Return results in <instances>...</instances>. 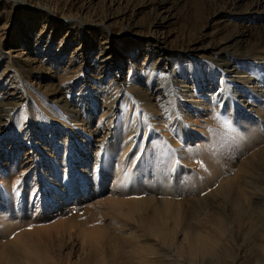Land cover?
I'll list each match as a JSON object with an SVG mask.
<instances>
[{
  "label": "rangeland",
  "instance_id": "374dc122",
  "mask_svg": "<svg viewBox=\"0 0 264 264\" xmlns=\"http://www.w3.org/2000/svg\"><path fill=\"white\" fill-rule=\"evenodd\" d=\"M243 1L245 2L238 0H0V113L4 117L0 120V177L4 172L7 174V172L15 170L18 179L24 177V181V179L29 180V177H32L34 168L39 170V174L46 173L48 169L46 161L50 160L44 155L46 154L44 148L48 149L46 144H52L54 141L61 150L63 148L62 152H66L69 146H78L82 142L86 146H90L92 150L94 148L96 151L99 150L101 155L106 154L110 140L114 138L119 140L126 136L125 133H118L119 124L123 121H131L137 115L136 121L138 123H136L147 128L144 143L142 144L141 140L136 139L134 145H137H132L126 152L127 154L130 153L132 157V149L137 152L133 157L135 161L132 166V178L129 179L130 186L134 184L138 186V191L142 192L139 193V196L142 198L161 199L164 194L155 193L163 186L160 182L155 181L156 166L168 162V158L172 160L173 155L176 154L178 160H174V164L178 167L179 165L182 166L179 167L181 169L179 190H182L181 187H185L191 179L199 182V186H197L191 181L193 194L185 195L180 190L174 197L177 198V201L179 199L184 212L187 215L191 214L196 208H192V204L203 199L204 206L210 208L209 210L216 208L217 203L211 202L210 204L209 199H206L209 194L202 191L201 186L208 179L215 181L214 176L211 177L214 169L220 171L224 168L217 159L218 153H221L224 158H228L231 150L234 149L233 147H238L236 144L237 141L241 142L238 139L241 127L236 130L238 135L229 133L228 135H218L220 137L215 136L217 128L219 129L217 124L218 119L221 118L219 116L220 110L217 112L209 110L208 119L205 122L204 117L198 116L203 112V109L199 110V107L195 109V106H190L187 100L180 103L182 98L179 99L181 96L177 93L174 83L171 84V82L173 72L178 70L180 72L178 80L184 77L189 86L191 82H197V85L201 84L199 77L203 75L205 78L210 69L204 67L196 70L192 65L190 67L188 65L199 59L203 60L202 63L208 62L216 69L219 63L218 59L224 58L231 62L228 66V69H232L231 73L228 74L229 76L225 73L226 80L224 82L231 85V88L234 87L231 90H235V88L241 90L243 84L241 79L236 81L238 83L236 85L230 84L228 81L235 78V71L246 74L247 78L252 77V83L257 91L262 92L264 90V67H258L259 64H255L259 61L251 63L247 60V58H253L254 55L250 54V57H248L249 53L248 55L247 53L238 55L237 57L246 58L242 62L231 58L234 56L225 55V52H246L252 45L264 44L261 41L264 39V1ZM77 48L81 49L82 59L80 58L77 64L72 63V65L71 58ZM99 50L104 51L107 55L117 56L120 61L119 69L117 64L113 65L111 69L116 78L113 81L110 76L106 75L100 79V69L93 61ZM59 53H61L58 57L60 60L54 62ZM189 56H192L195 61H184ZM157 61L161 62L159 66H166L165 74L167 73V77L164 84L167 89L166 93L169 96L172 95L168 104L163 103L165 106L161 105L164 99L161 101L157 97L161 91L156 90L159 82L157 80L159 69L153 64ZM235 62L238 63L234 64ZM79 65L80 74L76 76L78 81L73 82L76 77L73 75L74 77L71 78L70 76ZM127 80L133 81L135 87L147 95L145 99H150L151 103L154 104L152 111H147L152 112L153 116L150 117V114L144 110L142 104L145 103L137 99L136 92L126 88L124 82ZM206 81L202 87H196V93L193 94L190 91V95L197 97L195 102L200 103L205 99H211L212 93H209L211 82L210 80ZM19 84L24 85L26 91H32L31 99L36 102L34 104L38 109L33 104L25 106L26 109L16 105L14 99L16 96H11L13 90L10 88ZM34 96L36 97L34 98ZM76 99L82 103L78 104L77 101L75 102ZM90 102L97 107L93 114L84 107ZM183 110H186L185 116L199 121L197 129L206 131L208 139L205 143L193 145L191 152L181 158L177 150L180 147L182 151L185 150L188 142L183 138L179 144H171L176 138L173 133L174 124H171L167 116L173 111L178 115ZM27 111L30 112L29 116ZM43 114H47L54 121H59L62 126L59 129L55 127V131H53L46 120L43 121ZM190 122V120L187 121V123ZM109 123L111 124L110 127H108ZM20 125L22 126L18 129ZM68 129L73 133L68 132ZM107 133L108 135H106ZM227 147H230L229 152H227ZM178 157L182 161H179ZM232 158L233 161L238 160L235 157ZM191 159L194 160L193 164H190ZM113 160L118 161L117 158ZM238 162L240 163V161L236 162L237 166ZM221 164L223 165V163ZM143 166L146 167L143 168ZM173 173L171 170L167 174L172 177ZM111 179L113 181L115 178H110L102 185L104 191H102L103 189L95 190L91 183H87L86 189H84L86 192L83 197L84 201L82 198H79L75 203L71 200L60 209L57 208V212L51 211V214L48 212L49 207L44 208V212H48L45 216L46 222L38 223V226L45 228L60 222L71 224L73 229L72 227L69 229L72 233L64 238L65 241L57 244L55 240L48 243L47 240L34 238L38 243L36 240L35 242L31 240L27 242L29 244L24 249L23 247L21 249L6 245L4 251L1 252H4L6 260H10L8 261L10 263L6 261L4 264H35L33 262L35 260L38 261V264L41 262V264H51L50 258L53 260L52 264L54 261V264H64L65 261V264H163L162 261L158 262L156 258L153 259L154 256L150 254L151 248L148 245L142 250L135 244V232L136 234L140 233L138 225H141L135 222V212L128 216L134 215L133 220H131V218L118 214L115 208H111L109 201L119 200L116 198L117 188L111 187ZM116 180L118 179H115L114 183ZM23 183L26 185L25 191L28 192L29 186L26 181ZM141 187H146V191H141L143 190ZM28 193L25 194L29 196ZM39 194L41 196V191ZM151 195L154 197L152 198ZM35 197L36 194L33 195L32 200ZM35 201L33 200V202ZM186 206L189 208L188 210ZM211 207L213 208L211 209ZM150 209L151 207L148 209L149 212H151ZM225 210V214L230 213V211ZM178 212L180 211L172 213L175 217L171 214L170 219L169 216L167 219L165 218L167 216L165 213H162L161 217L163 220L165 219L166 228L170 227L167 233L168 237L175 236L174 242L170 246L179 248L177 251L181 250L178 255L182 264H207L211 260L212 254L210 255V253L213 252V249L218 251L221 246L223 250H226V255L220 261L221 264H262L260 261L264 256V254L262 255L264 252L261 250L262 240H264L262 233L257 234L255 231L249 230L248 226L241 222L238 223L239 226L235 225L232 228L233 233L228 239L231 241L226 242L227 240L225 241L222 235H212L208 226L209 231L204 227L202 228L205 229L204 232L201 229L202 233H198L201 232L200 228L199 230L195 229L196 231L193 229L192 231L195 233L190 230L188 232V228H182L180 223L191 220H187L182 213ZM177 215H180L181 221ZM211 218L210 223L215 221L214 218ZM159 219L160 217L144 218L143 221L144 224L146 223L145 227L148 233L151 232V225L157 223ZM176 219L180 223L178 221L177 223ZM169 220L171 221L169 222ZM173 220L176 223L173 224ZM147 221H149V226ZM135 224L137 225L136 228ZM91 226L97 229L96 235L99 234L96 236L97 239H94L96 237L92 238V236L88 239L83 238V240L82 237L75 236L77 230L91 229ZM130 228L134 230L132 231ZM171 228L173 229L171 230ZM19 229L24 234H28V231L31 233L34 228L23 229L21 227ZM49 229L50 231L53 230ZM227 233L228 231L225 235L228 237ZM194 234H197L195 238ZM146 235L150 238L148 239L149 242L152 243L154 240L152 234ZM254 235L258 237L256 236V238ZM216 239L219 243H216ZM161 241H165V238L164 240L162 238ZM175 241H177V245L174 244ZM43 243L45 246L47 243V249L50 248L46 250L45 247V251ZM33 244H40L39 247L42 245V250L38 245L36 247ZM188 244L190 246L187 247ZM189 247H194L192 252H189ZM17 249L18 252L15 251ZM30 250H35V252L31 251L30 255L24 254L25 251L29 252ZM38 251L42 257L38 256ZM53 254H57L56 258ZM27 259L31 261L28 263Z\"/></svg>",
  "mask_w": 264,
  "mask_h": 264
},
{
  "label": "bare ground",
  "instance_id": "6f19581e",
  "mask_svg": "<svg viewBox=\"0 0 264 264\" xmlns=\"http://www.w3.org/2000/svg\"><path fill=\"white\" fill-rule=\"evenodd\" d=\"M238 1L239 2L240 1L245 2L243 0H238ZM261 1L263 2L264 0H255V2H261ZM261 41L264 42V39H262ZM104 50H106V49H104ZM225 53H226L225 55L234 56L231 58L236 59L238 62L239 61L242 62L243 59H246V58L237 57L238 55L241 56V55H244L246 53L248 55V53H249L248 57H250L251 56L250 54H252V55H254L253 58H247V60L251 63L259 61V63L256 62L255 64H259L258 67H262V66L264 67V63H262V61L264 60V44H260V45L257 44L254 46L252 45V47H250V49L248 48V50H246V52L237 53V52L233 51V52H225ZM59 55H61V53L57 54V58H55L54 62L60 60V58H58ZM81 55H82L81 49L77 48L74 52V56H72V58H71V64L72 63L77 64L78 60H80V58H81ZM197 60L198 61H195V59L192 56H189L187 58V60H184V61H195L194 63H190V65H188V67H190L192 65V67H195L196 70L202 69L204 67L210 69L209 72L206 74L205 78L203 77V75H201L199 77V80H201L200 82H202L201 84L199 83L197 85L196 84L197 82L196 83L191 82V85L189 86L186 84L184 77L181 80H178L180 77V72L178 70L176 72H173V75H172L173 79H172L171 84L174 83V86L177 88L176 89L177 93L179 94V96H181L179 99L182 98L181 99L182 101L180 103L187 100V103L190 106H195V109H197L198 107H199L198 108L199 110L203 109V112L198 116L200 118L204 117V121L206 119H208L207 115H208L209 110L210 111L215 110L216 112L218 110H220L219 116L221 118L218 119V124H217V125H219V129L217 128V131L214 134L215 136H218L221 134L228 135L229 133H233V134L235 133V135H236L237 134L236 130H239L238 127L239 128L241 127L240 132H239V138H238L241 142L237 141V144H236V146H238V147L237 148L233 147L234 149L231 150V154L228 156V158H224V156L221 153H218L217 159H219V161L221 163H223V165L221 163H220V165L222 167L224 166V168L220 171H218V169H214L215 171L213 172V175L211 177L214 176L215 181L214 182L211 180L209 181V179H208V181H206L205 184L203 183L201 186L202 191H205L209 194V196L207 195L208 197H206V199H209L210 204H211V202L217 203L216 208L213 206L214 208L211 207V209L212 208L213 209L209 210L210 208L208 209V207L204 206L205 203H204V199H203L200 202H195L192 204V206H193L192 208H194V207H196V208L193 212H191V214H188L189 216L184 212V208L182 206H180L181 202H179V199L177 201L176 200L177 198L176 199L174 198V197H176L177 193H179V191L181 190V189L179 190V187H178V183L180 182L179 173L181 170L179 167L181 165H179V167H178L174 164L175 163L174 160H178L176 157V154L173 155L172 160H169V158H168L167 159L168 162H166L164 164H160V166L155 165L156 166V173H157V174L155 173L156 176L154 175L155 181H158L161 184H163V186L160 187L162 189H158V191H155V193L164 194L161 199L156 198L154 200V199H148L147 197L142 198L139 196V193H142V192L138 191V186H136L135 184L130 186V184H129L130 180L129 179L132 178V174H133L132 166H133L134 161H135V160H133V157H134V155H136L137 152L135 151V149H132L133 157L130 153L127 154L126 152H128L129 148L132 147V145H134L137 140H141L142 144L144 143V140L146 137V128H147V127L144 128V126H139L137 124L138 123L136 121L137 115H135V117L131 121L127 120V121H123L119 124L118 133L119 134L125 133L126 136L120 138L119 140H116L115 138L110 140L109 144H108L109 146L107 145L109 147L107 149V153L106 154L104 153L103 155H101L102 153H100L99 150L96 151L95 148L92 150V148H90V146H86V144H83L82 142L78 146H69L67 149L68 152L67 151L62 152L63 148L61 150L60 147L57 146L58 144L55 141L52 144L47 143L46 146L48 147V149L44 148V152H46V154H44V155L47 157V159L50 160L48 162L46 161V165L48 168L47 172L43 173V174H39V172H38L39 170H35V168H34V172H33L32 177L30 176L29 180L24 179V181H26V184L29 186V189L27 188L29 193L25 191L26 185H24V183H23L24 177L23 178L19 177V179H18L17 173L15 170L7 172V174L5 172L3 174H1L2 176L0 177V192H1V195H0V246L2 249L0 248V264H4L6 261H7V263H10V262H8L10 260H6L7 258L5 256V254H3L4 252L3 253L1 252L2 250L4 251L6 245H8V246L11 245V247H13V246L14 247H20L21 249L23 247V249H24V247L27 244H29L27 242H30L31 240H32V242H33V240L35 242L36 239H34V238H38V240H44V241L47 240L48 243L49 242L52 243V241L55 240V241H57V244L58 243L61 244L63 241H65L64 238H67L69 236V234L72 233L71 229H69L70 227H72L71 224L69 225L66 222H60V223H56L55 225L50 226V227H45V225H44L45 228H42V227L38 226L39 225L38 223H41L44 221L46 222L45 216H46V214H48V212L49 213L51 211L57 212L58 209L63 207V205L65 203H68L71 200H72V202L75 203L78 201L79 198H82V201H84L83 197L86 195V192L84 189H86L87 183H91L95 190L100 191L103 189L102 191H104V186H102V185L105 183V181L109 180L110 178L118 179L115 181V183H114L115 179L113 181L111 179V182H112L111 187L115 186V188H117L118 191L116 193L117 194L116 198L120 200V201L119 200L118 201L110 200L109 202H110V205L112 206L111 208L112 209L115 208V210L118 214H120L122 216H126V217H128L130 214L135 212L134 213L135 218H134V215H131V216L135 219L136 223L138 222L141 224V225H138L140 233L136 234V232H135V237H134L136 239V240L134 239L135 244L138 247H141L140 249H142V250L145 249L146 246L148 245L151 248V249L149 248L150 254H153V256H154L153 259L156 258L158 260V262L162 261L163 264H182V263H181V260L179 258V255H178V252L180 253L181 250L177 251V249H179V248L176 249L175 246L173 248L171 247L173 242H174L173 238L175 236L168 237L167 233H168V230L170 227L168 226V229L166 228L167 226H165V219L163 220L161 217L162 213L163 214L165 213V216L167 215L166 217L164 216L166 219L168 216L170 219V216L172 213L174 214V212L176 213L177 211H180L178 213H182L184 215V217L187 218V220L188 219L191 220L188 222L182 221L183 223L182 222L180 223L176 219L175 221L176 222L178 221L182 225V228H184V227L188 228L187 230L189 232V230L190 231H192L193 229L199 230V228L201 230L204 227H205V229H207V226H208V227H210V231L208 230L209 228L207 230L212 235H216V236L222 235L225 238V241L227 240L226 242L231 241V240L228 241V239H230L231 234L233 233L232 228L235 227V225L239 226L238 223H241V222H243L244 225H247L248 226L247 228L249 230H253L257 234L262 233V236L264 235V90L262 92L257 91L254 88V84L252 83V81H253L251 79L252 77L247 78L246 74H242V73L235 71V70H234L235 71L234 72L235 78H233L232 80H228V79L227 80L230 82V84L236 85V84H238L236 81L241 79L243 81V84L241 86V90H240V88H235V90H231L234 87L231 88V85H229V84L227 85L224 83L226 80L225 73L228 75L231 73V70H232V69H228L229 64H231L230 61H229L230 62L229 63L228 60H226L224 58H222V59L219 58L218 59V61H219L218 67L216 69H214L208 62L202 63L203 60H199V59H197ZM93 61L98 66L97 68L100 69V79L101 78L103 79V77L105 75L110 76L112 81L116 79L114 77V75H113L114 73L111 69H112L113 65H115V64H117L118 69L121 66V64H119L120 61L118 60L117 56H114L113 54L107 55L106 53H104V51L99 50L98 53L96 54V56L94 57ZM238 62H235L234 64H236ZM160 63L161 62L157 61L153 65L159 69V72L157 73V76H158L157 80L159 82L157 84L158 87L156 88V90H161L158 93L157 97H159V99L161 101H162V99H164L163 102H161V105H162L163 103L168 104L170 102V100L172 99V95L169 96V94L166 93L167 89H166L165 84H164V80L167 77V73L165 74L166 66L161 67V66H159ZM176 65H178V63H176ZM79 70H80V65H79V67H77V70L73 74H71L70 77L72 78L73 75L75 77L78 76V74H80ZM198 72L200 73V71H198ZM217 73H219L220 75ZM217 76H220V77L218 78ZM190 79H192V78H190ZM206 80H210V82H211L210 83L211 87L209 90V93H212L210 96L211 99H208V100L205 99V100L201 101L200 103H198V101L195 102V98H197V97H195L194 95H190V91L193 92V94L196 93L195 92L196 87L197 86L202 87V85L206 84V82H207ZM76 81H78L77 77L75 79H73V82H76ZM130 81L127 80L124 82V85L126 86V88H128L130 91L136 92L137 97H138L137 99H139L142 103H145L142 105H144L143 108L146 112L152 111V107L154 106V104L151 103L150 99H145V97H147V95L145 93L141 92L137 87H135L133 81H131V82ZM96 84H98V83H96ZM10 89L13 90L11 92V96L12 97L16 96L14 98L16 105H20V106H22V108H25V106L27 107V105L30 106V104L35 105L34 103H36V102L33 99H31L32 98L31 94L33 95L32 91H26V87L24 85L19 84V85L15 86L13 88H10ZM173 96H175V95H173ZM35 97L36 96H34V98ZM96 97H97V94H96ZM198 98H199V96H198ZM175 99H176V97H175ZM76 101L78 104L82 103V102H80V100L76 99L75 102ZM209 103H210V106H209ZM78 104H76V105H78ZM84 107H86V110L91 114H93V112L97 108L93 104H91V102L89 105L86 104ZM30 108L32 109V107H30ZM35 108H37L36 105H35ZM42 108H43V106H42ZM28 112L29 111H27L26 113L29 116L30 112L29 113ZM145 113H144V115L149 113L150 117L152 115L151 114L152 112H147L146 114ZM185 113H186V110H183L181 113L178 114L179 115L178 116L173 111L170 114H168V116L166 115L167 118L169 119V121L171 122V124H174V130L173 129L172 130H173V133L175 135L176 140L172 141L171 144H173V145L176 143L179 144L183 138L186 139L188 142V144L186 143L187 145L185 147V150L183 149V151H182V149H180L181 147L177 150L178 154L181 155V158L182 157L184 158L185 154L187 156L188 153L191 152V150H192L191 147L193 145H196V144L200 145V143H205L208 139V135H207L206 131L204 132V131L197 129V124H199V121L193 120L192 118L185 116ZM23 114L25 115V113H23ZM47 114L42 115L43 121L46 120L48 125L51 128H53V131H55V129H54L55 127H57V129H59L62 126V124L59 121L52 120L53 118L52 119L49 118ZM24 115H23V117H25ZM141 115H143V114H141ZM150 117H148V118H150ZM2 118H4V117L0 113V120ZM144 120L148 124L146 118ZM186 120L187 121L190 120L191 122L187 123ZM140 121H141V119H140ZM167 122H168V120H167ZM110 123H111V121H110ZM110 123L108 124L109 126L107 125L108 127H110V125H111ZM0 124H1V122H0ZM21 126L22 125H20L18 127V129H20ZM171 128H173V127H171ZM68 132L73 133L69 129H68ZM106 135H108V133ZM131 135H133V137H131ZM136 136H137V138H134ZM218 137H220V136H218ZM111 138H113V137H111ZM78 142H79V140H78ZM136 145H134V146H136ZM226 149H227V152H229L230 147H227ZM5 157H6V155H5ZM232 157H235V159L237 158L240 161V163L238 162V166L236 163L238 160L233 161V160H231V159H233ZM114 158H117L118 161L113 160ZM179 161H182V160L180 159ZM191 161L192 162L190 164H193L194 160L191 159ZM97 164H99V166L96 167ZM144 167H146V166H143V168ZM126 168L128 169V171ZM171 170L174 173H173L172 177H169L167 173H169V171L171 172ZM4 171H5V169H4ZM67 171H68V173H67ZM114 171H118V172H114ZM34 176H35V178H34ZM212 180H213V178H212ZM191 181L194 184H196L197 186H199V182H197V180L194 181V179H191ZM191 181L188 184H186L185 187H181L182 188L181 191H183V193L185 195L193 194V192H192L193 191V183ZM118 182H120V183H118ZM141 189H143V190H141L143 192L146 191V187H141ZM24 191H25V193H28L29 196H27L25 193H23ZM40 191L42 193L41 196L39 194ZM43 193H44V195H43ZM35 194H36V197L33 200H36V201L33 202L32 197ZM6 196H8V197H6ZM37 196H40V197L37 198ZM151 197L153 198L154 195H151ZM112 199H114V198H112ZM79 203H81V202L79 201ZM206 205H207V203H206ZM45 207H49L47 213L44 212ZM150 207H151V209H150L151 212L148 211V209ZM188 209L189 208L187 207V210ZM225 209L228 212L230 211V213L225 214V212H224ZM173 214H172V216H173ZM179 216L177 215V218ZM132 217H128V218H131V220H133ZM147 217H153V218L154 217L155 218L160 217V219L157 223L155 222L151 225L150 230L152 233L149 231V233L152 234V237L154 239V240H152L153 241L152 243H150L149 242L150 240H148L150 238L147 237L146 234H149V233L147 231V228L145 227L146 223L144 224V221H143L144 218H147ZM173 217H175V216H173ZM211 217L214 218V220H215L212 223H210V221H209ZM173 219H175V218H173ZM179 219L181 221V217H179ZM148 220H149V218H148ZM170 221L171 220H169V222ZM175 221L173 220V224ZM147 223L149 226V221H147ZM31 225H33V226H31ZM36 225L38 227H35ZM176 225H175V228H176ZM21 227L23 229L33 227L34 229L32 230L31 233L28 231V234H24L23 232H21L22 230L19 229ZM136 227H137V225L135 226V228ZM49 228L53 229V230H51L53 232H51ZM90 228L91 229L77 230L75 236H80V237H82V239L83 238L88 239V238H91L92 236H93L92 238H94V237L99 235V234L96 235V233H98L96 227L92 228V226H91ZM173 228H171V230ZM72 229H73V227H72ZM205 229H202L203 232ZM202 230H201V232H198V233H202ZM244 230H246V229H244ZM145 231H147V232L144 233ZM195 231H192V232L195 233ZM223 231H225V234L228 231V233H227L228 237H227V235L223 234ZM234 231H236V230H234ZM205 232H207V231H205ZM64 233H65V235H64ZM103 233H104V231H103ZM186 233H187V231H186ZM93 234H95V235H93ZM197 234L193 235L194 238H195V235H197ZM208 234H206V235H208ZM100 236L102 237L103 234ZM169 236H170V233H169ZM256 236L254 235V237H256ZM9 237L11 238L10 240H9ZM167 237H168V239H167ZM162 238H163V240L165 238L166 242L161 241ZM191 238H192V234H191ZM94 239H97V237ZM89 240H87V241L89 242ZM92 241H93V239H92ZM98 241H99V239H98ZM187 241H189V240H187ZM184 242H186V241H184ZM190 242H192V241H190ZM262 242L263 243L261 244V247H262L261 250L264 252V240H262ZM37 243H38V241H37ZM89 243H92V242H89ZM176 243H177V241H175L174 244L177 245L178 243L177 244ZM182 243H181V248L183 246ZM198 243H200V242H198ZM216 243H219L218 240ZM66 244H69V243H66ZM93 244L95 245L94 242H93ZM195 244H197V243H195ZM203 244H205V243H203ZM36 245H38V247L40 246V244H36ZM36 245H34V246H36ZM42 245L44 247V250H45V247H46V250H48L50 248L49 247L47 249V243H46V246L44 243ZM42 245H41V247H42ZM87 245H88V243H87ZM227 245H229V244H227ZM186 246L188 247L190 245L188 244ZM194 246H196V245H194ZM201 246H200V248H202ZM41 247H39V248L42 250L43 247L42 248ZM33 248H31V249H33ZM53 248H54V246H53ZM192 248H194V247H189L190 251H189V249H188V251L192 252V250H193ZM221 248H222V246L219 249L217 248L218 251H215L213 249V252L210 253V255L212 254L211 260H209L207 262V264H221L220 263L221 259L226 255L225 254L226 250H223V248L222 249ZM8 250H10V249H8ZM59 250H61V249H59ZM15 251L18 252L19 250L17 249ZM21 251H23V250H21ZM31 251L35 252V250H30L29 252L25 251L24 254L27 255ZM36 251H37V248H36ZM7 252H9V251H7ZM43 253H45V252L43 251ZM37 254L39 257L40 256L42 257V255L39 254V251L37 252ZM205 254H207V253H205ZM263 254L264 253H262V255ZM56 255H54L55 258H56ZM44 256H45V254H44ZM144 256L143 257L141 256V257L144 258ZM46 259H47V257H46ZM49 260H51L50 262L52 264V262H53L52 258H50ZM29 261H31V260L27 259L28 263H29ZM260 261H262V264H264V256L262 257V260L260 259ZM33 262H35V264H38L37 263L38 261H36V260ZM41 263H39V264H41ZM54 263H55V261H54ZM65 263H66V261H65ZM43 264H45V263H43Z\"/></svg>",
  "mask_w": 264,
  "mask_h": 264
}]
</instances>
